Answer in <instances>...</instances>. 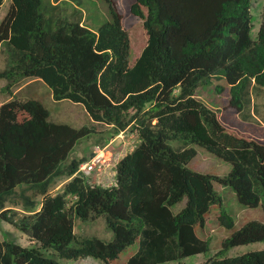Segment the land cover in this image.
I'll use <instances>...</instances> for the list:
<instances>
[{
  "label": "trees",
  "instance_id": "obj_1",
  "mask_svg": "<svg viewBox=\"0 0 264 264\" xmlns=\"http://www.w3.org/2000/svg\"><path fill=\"white\" fill-rule=\"evenodd\" d=\"M109 1L113 20L97 30L63 18L47 28L42 0H10L0 22V45L9 51L0 71L5 91L37 78L56 100L81 103L115 134L129 129L139 139L118 160L114 185L105 187L79 172L83 159L71 158L94 129L49 121L48 109L34 98L0 103V223L27 241L1 228L8 237H0V264L88 257L121 264L120 255L134 244L137 251L125 264H160L207 251L210 208L222 202L214 183L231 187L244 206L263 200L264 209V144L229 131L195 94L199 85L225 79L228 107L240 113L247 98L251 103L252 87H264V4L253 38L254 0H134L129 12L142 20L148 38L130 64L124 17ZM193 145L230 163L228 174L189 168ZM60 181L62 190L52 192ZM183 199L173 213L171 206ZM101 215L114 238L78 240L74 218ZM218 217L221 226L233 228L224 210ZM257 241H264V222L248 221L198 264H264V249L224 256Z\"/></svg>",
  "mask_w": 264,
  "mask_h": 264
},
{
  "label": "rangeland",
  "instance_id": "obj_2",
  "mask_svg": "<svg viewBox=\"0 0 264 264\" xmlns=\"http://www.w3.org/2000/svg\"><path fill=\"white\" fill-rule=\"evenodd\" d=\"M123 14V26L127 30L130 38L129 63L133 64L141 54L147 43V32L143 27L140 18L129 12L131 2L134 0H114ZM109 0H42L41 12L46 20L47 28L55 27L58 19L63 18L69 21H81L93 30H97L102 24L113 20ZM264 0H254L253 28L251 35L253 38L261 24V14ZM10 7V0H4L0 8V22L6 16ZM9 51L5 43L0 45V71L4 70L8 64ZM7 80L0 78V103L9 101L12 98L26 100L34 98L40 101L50 115L48 120L55 123H65L74 128L83 126L94 129L96 132L81 139L75 146L71 158L83 159L80 166L89 161L98 148L104 149L105 162L110 163L108 174L115 171L119 159L130 152L138 144L137 133L128 130L115 134L113 128L103 122L95 121L87 114L83 104L76 103L68 99L56 100L53 97L51 88L43 81L27 77L15 83L9 91L4 90ZM196 97L209 108L216 111L221 123L231 132L239 136L255 139L264 144V87L255 86L251 89V103L248 98L244 102L243 110L238 113L228 107L230 99L229 85L225 79H212L209 82L199 85L196 89ZM173 148L178 146L177 141L170 142ZM196 149L195 157L190 161L188 167L203 173L217 176H225L231 169V164L209 153L203 147L193 145ZM110 151V152H109ZM112 155V159L108 157ZM107 176V175H106ZM91 180L99 185L106 180L104 174L95 171ZM60 181L53 188L52 192L62 189ZM214 188L221 197V204L212 205L210 208L208 226L206 229L209 239L207 251L189 255L177 261H168L160 264H198L215 256L222 248V242L234 231L239 229L248 221L256 220L264 222L263 200L257 207H247L242 205L229 186L214 183ZM185 205V199L171 206L173 213H178ZM224 210L234 221V226L228 229L219 224V213ZM3 230H14L6 222L0 223V237H8L2 233ZM74 232L78 240L86 238H98L109 242L114 238L113 231L108 227L104 215L99 217H89L82 219L78 216L74 218ZM198 235L202 236L201 233ZM15 241L26 244L25 237L18 230L13 231ZM137 244L128 247L118 260V263L125 264L127 259L137 251ZM264 249V241H257L248 244L234 246L227 250L224 256H237L254 250ZM62 264H105L93 257L72 260L61 259Z\"/></svg>",
  "mask_w": 264,
  "mask_h": 264
},
{
  "label": "built area",
  "instance_id": "obj_3",
  "mask_svg": "<svg viewBox=\"0 0 264 264\" xmlns=\"http://www.w3.org/2000/svg\"><path fill=\"white\" fill-rule=\"evenodd\" d=\"M108 158L112 159V155ZM109 165L110 163L105 162L104 149L98 148L93 157L79 167V172L88 177L91 176L95 171H100L106 177V180L102 181L101 185L105 187L112 186L115 183V171L110 170V174H108V170L110 169Z\"/></svg>",
  "mask_w": 264,
  "mask_h": 264
}]
</instances>
